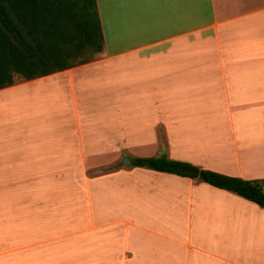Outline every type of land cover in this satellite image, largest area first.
<instances>
[{"label":"crops","instance_id":"crops-1","mask_svg":"<svg viewBox=\"0 0 264 264\" xmlns=\"http://www.w3.org/2000/svg\"><path fill=\"white\" fill-rule=\"evenodd\" d=\"M96 6L94 60L0 89V256L264 264V208L131 165L264 180V0Z\"/></svg>","mask_w":264,"mask_h":264},{"label":"trees","instance_id":"trees-1","mask_svg":"<svg viewBox=\"0 0 264 264\" xmlns=\"http://www.w3.org/2000/svg\"><path fill=\"white\" fill-rule=\"evenodd\" d=\"M103 48L96 0H0V89L94 60ZM131 165L195 178L197 168L162 155ZM198 179L264 208V180L200 170Z\"/></svg>","mask_w":264,"mask_h":264},{"label":"rangeland","instance_id":"rangeland-1","mask_svg":"<svg viewBox=\"0 0 264 264\" xmlns=\"http://www.w3.org/2000/svg\"><path fill=\"white\" fill-rule=\"evenodd\" d=\"M27 254H23V258L20 254H13L9 256H0V264H26L24 263ZM28 264V263H27Z\"/></svg>","mask_w":264,"mask_h":264},{"label":"water","instance_id":"water-1","mask_svg":"<svg viewBox=\"0 0 264 264\" xmlns=\"http://www.w3.org/2000/svg\"><path fill=\"white\" fill-rule=\"evenodd\" d=\"M123 164L125 166H128L129 165V160H128L127 157L124 158ZM182 171H184L185 173H188L190 175H193L194 177H198L199 176V171L198 170H195V169L183 168Z\"/></svg>","mask_w":264,"mask_h":264}]
</instances>
